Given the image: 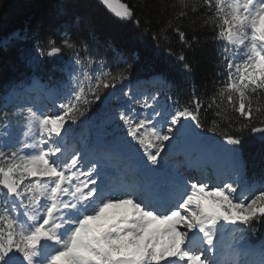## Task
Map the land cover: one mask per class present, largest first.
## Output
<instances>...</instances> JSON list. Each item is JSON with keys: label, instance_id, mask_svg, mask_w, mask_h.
I'll list each match as a JSON object with an SVG mask.
<instances>
[{"label": "snow or ice", "instance_id": "obj_1", "mask_svg": "<svg viewBox=\"0 0 264 264\" xmlns=\"http://www.w3.org/2000/svg\"><path fill=\"white\" fill-rule=\"evenodd\" d=\"M102 3L141 27L134 7ZM167 9L166 23L151 31L145 21L144 32L190 75L194 65L186 51L199 43L200 29H210L219 45L211 94H198L193 83L186 102L166 97L161 104L158 92L146 88L168 78L157 72L144 80V90L139 80L133 84L135 52L113 49V67L68 31L36 45L40 56L67 53L61 68L67 69L66 90L52 108L8 112L6 103L0 106V264H264V239L252 244L246 236L264 225V175L246 177L242 139L233 133L238 125L237 133L248 129L264 138V0H174L161 6ZM190 15L199 27L184 30L178 21ZM171 34L183 45L179 53L168 46ZM98 101L115 104L111 121L122 137H105L89 152L69 151L66 125ZM209 112L207 131L221 129L232 146L234 178L212 181L201 171L171 183L149 179L166 148L196 137ZM197 147L207 151L203 143ZM133 150L141 154L138 178L108 179L110 159ZM226 231L234 242H225Z\"/></svg>", "mask_w": 264, "mask_h": 264}, {"label": "trees", "instance_id": "obj_2", "mask_svg": "<svg viewBox=\"0 0 264 264\" xmlns=\"http://www.w3.org/2000/svg\"><path fill=\"white\" fill-rule=\"evenodd\" d=\"M135 8L136 15L141 19L138 29L131 22L112 16L95 0H0V106L5 104L3 97L13 88H23L37 77L45 84L61 86L67 80L61 66L67 53L60 58L40 56L36 45L48 37L59 40L64 31H68L76 39H86L96 59H106L115 67L113 49H118L125 55L135 52L138 59L132 61L133 67L129 79L135 83L144 82L154 73L162 72L168 78V83L157 84L152 92H158L160 103H165L166 97L178 99L181 103L190 99L191 86L194 83L198 94H211L217 80L216 50L219 45L213 39L210 29H200L196 34L199 43L193 45L186 55L193 63V72L188 75L181 72L173 57L167 55L164 48H157L150 33L144 32L149 27L145 21L150 20V30L156 31L166 23L172 14V9L161 11L163 4L173 3L174 0H122ZM75 18V19H74ZM83 23H79V20ZM159 20V24L157 21ZM191 21H196L195 24ZM178 23L182 29L191 31L198 28L200 20L197 16L184 18ZM176 53L183 48L175 34H171L170 45ZM123 67V64L120 65ZM103 100V98H102ZM171 104V100L168 101ZM109 102L98 101L92 110L76 123H72V133L80 132L86 123L92 125V120L108 106ZM4 111L14 112L9 105ZM211 113L204 120L206 131L219 139L221 129L216 132L207 131ZM259 126V125H257ZM233 133L239 134L242 144L239 146L246 177L258 179L264 175V139H258L254 133L245 129ZM98 130V129H97ZM256 231L248 232L247 240L258 243L264 239V225H254Z\"/></svg>", "mask_w": 264, "mask_h": 264}, {"label": "rangeland", "instance_id": "obj_3", "mask_svg": "<svg viewBox=\"0 0 264 264\" xmlns=\"http://www.w3.org/2000/svg\"><path fill=\"white\" fill-rule=\"evenodd\" d=\"M62 62V66H64L66 60ZM62 73H67V69L65 68ZM140 86L141 90H144L145 86L141 84ZM26 89H24L23 91L11 90L8 94L4 96V102L9 105L10 108L13 109V111H16L18 107L29 106H32L36 109L52 108L54 105H59V103H61L62 90H66V83L62 84L59 87H49V89H46L44 93L41 94L44 99L40 100V102L38 103H34V100H31V96L27 97V95H29V90ZM146 90L149 92V86H147ZM36 103L41 108H39ZM114 109L115 104L109 102L108 106H106L103 112L99 113L98 116L93 118L94 120H92V125H90V123H86L84 126H82L80 132L78 134H75L74 139H69L72 134H74L72 133V122L69 121L66 125L69 131L66 132L64 135V139H66V137L68 139L65 140L66 147L68 148L69 146H71V148L73 149V147L78 146V144L83 145L85 146V148L82 147V149H80L85 152L87 150H90L91 147H93L98 141L104 139L105 137L110 138L113 134L117 137H122L123 133H121L120 130L116 128L115 124L111 121V116L114 112ZM12 131L14 135L19 136V128L14 126ZM203 132L206 133L205 131L196 129L197 136L192 137L187 143H181L177 145L175 142H172V146L166 148L165 153L162 154L164 157L162 166H153V168L156 169L155 172H152L153 175L162 183H171L177 176L186 179L191 175L193 176V173L195 174L196 170L200 172L202 171L204 176L210 177L212 181H226L230 177L234 178L232 159L230 152L228 151V149H230L232 146L224 144L223 140L216 138L211 134L206 133V135ZM67 134L68 136H66ZM83 135L85 136L86 140L83 137H80ZM75 140L77 143L76 145H73L75 144ZM200 143H203V145L206 146L207 151L199 150L197 145ZM171 148H175L177 151H173L176 152L178 155H174L173 153L169 155L170 151L172 150ZM238 150L240 152V155L242 156L240 149ZM211 152H216V156H211ZM133 153L135 154V157L137 159L135 160L139 164H141L142 161L140 152L133 150ZM241 159L243 161L242 157ZM194 164L198 165V167L193 168ZM187 172H189V175L186 174ZM228 227L231 228L234 226ZM262 232L264 233V230ZM225 242H234L232 241V234L228 233L227 231L225 233ZM254 258L259 259L258 255Z\"/></svg>", "mask_w": 264, "mask_h": 264}, {"label": "bare ground", "instance_id": "obj_4", "mask_svg": "<svg viewBox=\"0 0 264 264\" xmlns=\"http://www.w3.org/2000/svg\"><path fill=\"white\" fill-rule=\"evenodd\" d=\"M27 89L30 91V92L28 91L29 95H27V97H28V96H31V98H32L31 100H34V101H33L34 103H35V102L38 103V102H40V100H43V99H44L43 96L40 94V92H35V90H37V89L34 90V89H31V87H28ZM27 89H26V90H27ZM25 92H27V91H25ZM26 94H27V93H26ZM32 94L34 95V99H33V95H32ZM37 103H36V105L38 106ZM38 107L41 108L40 106H38ZM203 133H204V132H203ZM204 134H206V133H204ZM206 135H207V134H206ZM206 135H204V136H206ZM206 137H208V136H206ZM218 141H220V140H218ZM221 142H222V141H221ZM76 143H77V142H76V140H75V144H73V145H76ZM223 143L226 144L225 142H223ZM82 147H83V145H79V144H78V146H75V147H73V148H76V149H79V150H80V148L82 149ZM171 149H172V148H171ZM174 149H175V148H173V150H174ZM173 150H172V151H173ZM170 154H172V153L170 152L169 155H170ZM216 154H217L216 152H211V153H210L211 156H216ZM175 155H178V154H175ZM121 158H122V157H121ZM133 158H135V156H133ZM207 166H208V165H207ZM112 168H113V167H112V165H111V169H112ZM85 170H86V169H85ZM121 171H122V170H121ZM197 171H198V170H196V171H195V174L193 173V175H196V174H197ZM188 173H189V172H187L186 174L189 175ZM190 173H191V172H190ZM199 174H200V171H198V174H197V175H199ZM191 176H192V175H191ZM124 179L129 180V179L127 178V176H126L125 174H123V175L120 177L119 181L124 180Z\"/></svg>", "mask_w": 264, "mask_h": 264}, {"label": "water", "instance_id": "obj_5", "mask_svg": "<svg viewBox=\"0 0 264 264\" xmlns=\"http://www.w3.org/2000/svg\"><path fill=\"white\" fill-rule=\"evenodd\" d=\"M95 1H97L98 2V4H101L112 16H115L116 18H118V19H120L119 17H117L116 15H115V13L111 10V9H109L106 5H104L103 3H102V0H95ZM121 3H123V1L122 0H116V3H115V6L116 7H118L119 6V4H121ZM58 57H60V56H58ZM58 57H55V58H58ZM255 134V137L256 138H258V139H264V138H262L261 137V135L259 134V133H254Z\"/></svg>", "mask_w": 264, "mask_h": 264}]
</instances>
